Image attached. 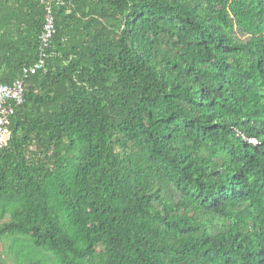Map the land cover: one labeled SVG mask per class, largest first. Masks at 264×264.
I'll use <instances>...</instances> for the list:
<instances>
[{
    "label": "trees",
    "instance_id": "obj_1",
    "mask_svg": "<svg viewBox=\"0 0 264 264\" xmlns=\"http://www.w3.org/2000/svg\"><path fill=\"white\" fill-rule=\"evenodd\" d=\"M47 3L0 264H264V0H0V83L38 59Z\"/></svg>",
    "mask_w": 264,
    "mask_h": 264
},
{
    "label": "built area",
    "instance_id": "obj_2",
    "mask_svg": "<svg viewBox=\"0 0 264 264\" xmlns=\"http://www.w3.org/2000/svg\"><path fill=\"white\" fill-rule=\"evenodd\" d=\"M56 1V0H55ZM45 20L40 34L38 59L31 65L24 66L20 77L11 84L0 83V148L6 145L10 135V118L17 106L25 102L26 78L46 68L50 55L49 49L56 33V20L50 3L46 4Z\"/></svg>",
    "mask_w": 264,
    "mask_h": 264
},
{
    "label": "rangeland",
    "instance_id": "obj_3",
    "mask_svg": "<svg viewBox=\"0 0 264 264\" xmlns=\"http://www.w3.org/2000/svg\"><path fill=\"white\" fill-rule=\"evenodd\" d=\"M240 32V31H239ZM238 32V33H239ZM240 37H241V39H243V40H245L246 39V35H244V34H240ZM10 261H9V264H14L13 263V261L11 260V258L9 259Z\"/></svg>",
    "mask_w": 264,
    "mask_h": 264
},
{
    "label": "crops",
    "instance_id": "obj_4",
    "mask_svg": "<svg viewBox=\"0 0 264 264\" xmlns=\"http://www.w3.org/2000/svg\"><path fill=\"white\" fill-rule=\"evenodd\" d=\"M0 248H3V244H0ZM14 263V262H13ZM9 264V263H8ZM15 264V263H14Z\"/></svg>",
    "mask_w": 264,
    "mask_h": 264
}]
</instances>
